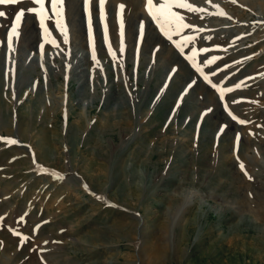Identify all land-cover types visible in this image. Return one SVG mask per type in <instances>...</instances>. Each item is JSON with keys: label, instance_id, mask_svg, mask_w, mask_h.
<instances>
[{"label": "rangeland", "instance_id": "1", "mask_svg": "<svg viewBox=\"0 0 264 264\" xmlns=\"http://www.w3.org/2000/svg\"><path fill=\"white\" fill-rule=\"evenodd\" d=\"M49 2L11 49L38 6L0 5V264H264V0L171 39L146 0Z\"/></svg>", "mask_w": 264, "mask_h": 264}, {"label": "snow or ice", "instance_id": "2", "mask_svg": "<svg viewBox=\"0 0 264 264\" xmlns=\"http://www.w3.org/2000/svg\"><path fill=\"white\" fill-rule=\"evenodd\" d=\"M31 2L38 6L37 8H28V9H21L19 12H17L15 16V21L13 23L12 29L9 33V47L11 48V38L13 35L17 33V28L19 27L20 22L22 21L23 16L25 15V11L29 13H34L40 17V23L41 27H44V21L47 18V9H46V0H0V5H14L17 3H28ZM88 0H85V4L87 6ZM100 3V11H101V19L103 20V5L105 3V0H99ZM51 8L52 9H58L61 0H50ZM121 8H123V5H121ZM173 9H186L188 11H200V9L195 8L193 5L187 2V0H146V10L149 13V16L158 24L160 31L167 36L169 39H171L172 34H179L184 28L189 27L188 24L184 22V17L177 12L173 11ZM222 14V13H221ZM6 15L5 12L0 11V17H4ZM54 15L59 16L60 11L57 10L54 12ZM57 26H60L59 20H57ZM61 31L63 33V28H61ZM45 33L47 34V29H45ZM65 39L67 37L65 36ZM192 38L189 37L187 40L184 41V43H187L188 40H191ZM177 47H181V45H177ZM111 54V52H110ZM193 56H195V53H193ZM213 61H209V63H212ZM197 71H201L198 66ZM207 79V77H204ZM243 123V121H240ZM8 143H17L15 140H9ZM243 167V166H241ZM15 234V233H14ZM26 239V237H22L23 240Z\"/></svg>", "mask_w": 264, "mask_h": 264}, {"label": "bare ground", "instance_id": "3", "mask_svg": "<svg viewBox=\"0 0 264 264\" xmlns=\"http://www.w3.org/2000/svg\"><path fill=\"white\" fill-rule=\"evenodd\" d=\"M50 1V0H49ZM50 3V2H49ZM73 3V2H72ZM77 3V2H76ZM48 8H50V7H48ZM74 9V8H73ZM8 49H11L10 47H8Z\"/></svg>", "mask_w": 264, "mask_h": 264}]
</instances>
